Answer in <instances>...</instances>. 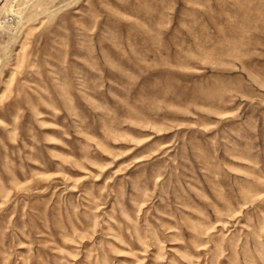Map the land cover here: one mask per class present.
<instances>
[{
    "label": "rangeland",
    "instance_id": "374dc122",
    "mask_svg": "<svg viewBox=\"0 0 264 264\" xmlns=\"http://www.w3.org/2000/svg\"><path fill=\"white\" fill-rule=\"evenodd\" d=\"M0 264H264V0H0Z\"/></svg>",
    "mask_w": 264,
    "mask_h": 264
}]
</instances>
